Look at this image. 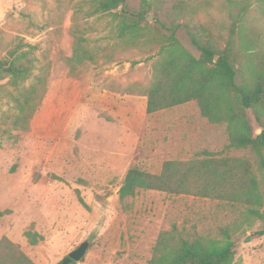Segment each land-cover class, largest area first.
<instances>
[{
    "label": "rangeland",
    "instance_id": "1",
    "mask_svg": "<svg viewBox=\"0 0 264 264\" xmlns=\"http://www.w3.org/2000/svg\"><path fill=\"white\" fill-rule=\"evenodd\" d=\"M124 7L89 15L88 0H0V57L20 38L35 45L33 73L45 77L25 130L13 125L10 95L36 79L18 88L0 79V240L34 264H58L86 239L73 264H149L162 231L220 238L228 227L231 264H264V155L229 146L225 124L209 122L193 101L146 112L151 66L171 29L194 56L188 30L205 27L222 45L238 13L264 39V0H125ZM120 19L136 25L134 38L118 36ZM78 37L91 61L70 60ZM246 113L255 136L262 128ZM206 156L248 159L254 202L157 190L119 198L129 166L158 173L166 160Z\"/></svg>",
    "mask_w": 264,
    "mask_h": 264
},
{
    "label": "trees",
    "instance_id": "2",
    "mask_svg": "<svg viewBox=\"0 0 264 264\" xmlns=\"http://www.w3.org/2000/svg\"><path fill=\"white\" fill-rule=\"evenodd\" d=\"M89 15L111 12L125 0H88ZM243 10V9H241ZM145 9H138L142 18ZM162 25V24H161ZM134 23L118 21V36L134 38ZM201 33L188 30L189 38L199 55L184 48L171 29L159 46L151 66V85L147 90L146 112L193 101L203 117L215 124H225L228 144L235 148H249L264 155V39L261 33L245 29L243 16L238 13L231 22L230 32L221 37L222 45L201 27ZM77 38L70 60L82 63L92 60ZM35 45L18 39L6 56L0 57V79L18 88L30 78L36 81L22 87L19 96H11L18 111L14 127L27 129L28 121L39 105L45 88V77L35 75ZM42 88L39 92V88ZM262 128L253 135L247 110ZM264 167V159L260 163ZM256 187L252 165L248 159L235 156L190 160H166L158 173L129 166L118 194L121 200L138 190H157L170 194L254 202ZM251 213H255L251 209ZM3 211L0 210V216ZM31 242L36 234L25 233ZM220 238L188 234L173 227L158 235L149 264H231L235 256V242L228 227L221 229ZM75 262V261H74ZM72 262L71 264H73ZM0 264H34L6 237L0 240Z\"/></svg>",
    "mask_w": 264,
    "mask_h": 264
},
{
    "label": "water",
    "instance_id": "3",
    "mask_svg": "<svg viewBox=\"0 0 264 264\" xmlns=\"http://www.w3.org/2000/svg\"><path fill=\"white\" fill-rule=\"evenodd\" d=\"M247 240L248 237L244 239V242H246ZM89 243V239L84 240L76 248L69 251L68 254L58 264H71L74 261L76 262L81 260L89 246Z\"/></svg>",
    "mask_w": 264,
    "mask_h": 264
}]
</instances>
